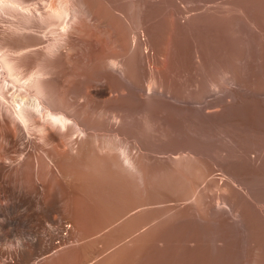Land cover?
<instances>
[{
    "label": "bare ground",
    "instance_id": "1",
    "mask_svg": "<svg viewBox=\"0 0 264 264\" xmlns=\"http://www.w3.org/2000/svg\"><path fill=\"white\" fill-rule=\"evenodd\" d=\"M0 264H264V0H0Z\"/></svg>",
    "mask_w": 264,
    "mask_h": 264
},
{
    "label": "rangeland",
    "instance_id": "2",
    "mask_svg": "<svg viewBox=\"0 0 264 264\" xmlns=\"http://www.w3.org/2000/svg\"><path fill=\"white\" fill-rule=\"evenodd\" d=\"M88 246H86V249H87ZM89 249V248H88Z\"/></svg>",
    "mask_w": 264,
    "mask_h": 264
}]
</instances>
